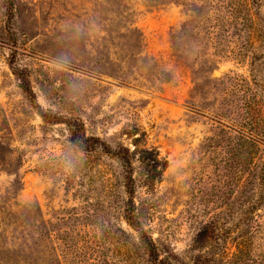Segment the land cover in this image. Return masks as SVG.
Listing matches in <instances>:
<instances>
[{
    "label": "rangeland",
    "instance_id": "obj_1",
    "mask_svg": "<svg viewBox=\"0 0 264 264\" xmlns=\"http://www.w3.org/2000/svg\"><path fill=\"white\" fill-rule=\"evenodd\" d=\"M119 147L161 258L264 264V0H0V264H150Z\"/></svg>",
    "mask_w": 264,
    "mask_h": 264
},
{
    "label": "trees",
    "instance_id": "obj_2",
    "mask_svg": "<svg viewBox=\"0 0 264 264\" xmlns=\"http://www.w3.org/2000/svg\"><path fill=\"white\" fill-rule=\"evenodd\" d=\"M15 75L20 79L19 75L16 72ZM20 81H21L20 87L22 91L28 95L29 91L26 82L21 79ZM71 135L72 136L70 140L73 143H77L80 147L83 148H91V144L93 143V140L91 138H85L81 134L76 135V133L74 132H72ZM247 136L246 135L240 136L243 143V148L241 145L242 149H240L239 153H241L244 160L250 154L251 155L253 154L251 148L252 145L255 143L254 140H252L250 137ZM245 144L247 145V147H245ZM144 152L148 153V151H144ZM110 154L116 159H118L123 170V187L128 197L127 206L125 209L126 222L129 225V227L137 233L138 240L143 250L145 251L148 262H150V264H172L168 259L160 257V252L156 243L154 242L152 237L143 229L142 225L140 224L137 218L136 209L133 203V197H134V187H133V179H132L133 170H132V157H131V153L129 152V149L126 147H119L116 151H113ZM157 157L158 155L155 156V158L143 157L140 163L145 164V166L149 169L148 171L149 173L151 172L154 173L157 168V162H158ZM240 167L243 173L245 172L253 173L252 176L257 175L259 181L261 182L260 184L264 182V179L262 178L263 164L256 165L255 163H252V165L250 166L248 164H244L243 162ZM151 177H153V175H151ZM217 259L218 258L214 257L213 255L207 254V256L205 255L197 258L194 264H217L219 261H221V259H218V261Z\"/></svg>",
    "mask_w": 264,
    "mask_h": 264
}]
</instances>
